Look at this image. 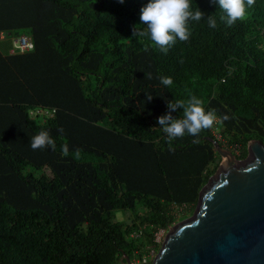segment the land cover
Returning a JSON list of instances; mask_svg holds the SVG:
<instances>
[{
  "label": "trees",
  "instance_id": "1",
  "mask_svg": "<svg viewBox=\"0 0 264 264\" xmlns=\"http://www.w3.org/2000/svg\"><path fill=\"white\" fill-rule=\"evenodd\" d=\"M148 2L0 0V33L34 41L0 50V264H121L156 250L220 163L213 127L169 142L157 120L167 101L195 95L229 116L219 142L239 157L264 144V0L231 27L218 2L191 0L218 26L192 22L167 54L133 37ZM42 130L54 151L31 148Z\"/></svg>",
  "mask_w": 264,
  "mask_h": 264
},
{
  "label": "water",
  "instance_id": "2",
  "mask_svg": "<svg viewBox=\"0 0 264 264\" xmlns=\"http://www.w3.org/2000/svg\"><path fill=\"white\" fill-rule=\"evenodd\" d=\"M213 144L220 164L192 215L170 226L152 264H264V144L250 140L241 160Z\"/></svg>",
  "mask_w": 264,
  "mask_h": 264
},
{
  "label": "clouds",
  "instance_id": "3",
  "mask_svg": "<svg viewBox=\"0 0 264 264\" xmlns=\"http://www.w3.org/2000/svg\"><path fill=\"white\" fill-rule=\"evenodd\" d=\"M119 2L123 3L124 0H119ZM212 2H218L219 10L223 13L219 17L220 21L231 27L237 20L242 21L246 18L247 9L254 6L256 0H212ZM203 19L207 20L210 28H217L216 18L212 15H208L205 18L204 12L198 7L193 11L191 0H149L140 10L139 25H143L144 28L140 29L137 27L138 25L134 26L133 37L148 36L162 53L167 54L177 40L185 42L190 39L192 34L190 24L192 22H200ZM2 34L4 33H0L1 36ZM8 35L11 34L8 33ZM15 36L18 37L13 39L14 48L7 54H22L34 49V41L30 34L21 32ZM148 78H151V76L149 75ZM159 80L165 87H170L173 84L171 77L161 76ZM146 98L150 101L153 97L151 94H146ZM166 107L168 109L167 114L161 115L157 120L158 124L162 126L163 132L167 135L169 142L176 138H182L186 134L198 136L202 131L211 127H213V132L216 136L214 140L219 142L222 139V134L217 121L219 119L223 123V121L230 118L227 115L218 118L215 110H206L202 99L195 95H191L187 101H167ZM177 109L183 110L182 115L180 113L178 117H173L172 113ZM59 131L62 132L63 130L60 129ZM30 145L33 150L51 148L54 151L56 147L55 140L50 133L43 130L31 138ZM223 147L230 150L234 155H240L239 149L238 153H235L234 147H226L224 145ZM68 151V145H63L62 154L67 156ZM76 155H79L78 149L76 150Z\"/></svg>",
  "mask_w": 264,
  "mask_h": 264
},
{
  "label": "rangeland",
  "instance_id": "4",
  "mask_svg": "<svg viewBox=\"0 0 264 264\" xmlns=\"http://www.w3.org/2000/svg\"><path fill=\"white\" fill-rule=\"evenodd\" d=\"M18 36H15V34L13 35H5L2 34V36L0 35V50L4 53L7 54L10 52V50L12 48H14V43H13V39L17 38ZM245 156H241V159H245L247 157L244 158ZM215 173V172H214ZM195 209V208H194ZM194 211V210H193ZM193 213V212H192ZM192 215V214H191ZM121 217V216H120ZM172 226V225H171ZM167 230H159L156 233V241L159 243V246L157 247V249H150V251L148 252V254L143 255V259H140L141 262L138 260L136 264H152L153 258L156 256V254L158 253L162 242L166 236ZM121 264H126L125 261H121ZM131 264V263H130Z\"/></svg>",
  "mask_w": 264,
  "mask_h": 264
},
{
  "label": "built area",
  "instance_id": "5",
  "mask_svg": "<svg viewBox=\"0 0 264 264\" xmlns=\"http://www.w3.org/2000/svg\"><path fill=\"white\" fill-rule=\"evenodd\" d=\"M233 150L235 153H238V148L234 147ZM138 260L141 262L140 258H135L131 261V264H136Z\"/></svg>",
  "mask_w": 264,
  "mask_h": 264
},
{
  "label": "flooded vegetation",
  "instance_id": "6",
  "mask_svg": "<svg viewBox=\"0 0 264 264\" xmlns=\"http://www.w3.org/2000/svg\"><path fill=\"white\" fill-rule=\"evenodd\" d=\"M235 157L241 160V158H239V156L236 155V154H235ZM245 157H246V156H245ZM245 157H244V158H245ZM220 162H221V160H220ZM219 164H220V163H219Z\"/></svg>",
  "mask_w": 264,
  "mask_h": 264
}]
</instances>
